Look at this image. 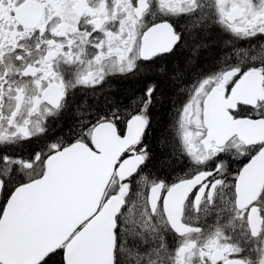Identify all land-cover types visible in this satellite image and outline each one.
<instances>
[{
    "label": "snow or ice",
    "instance_id": "snow-or-ice-1",
    "mask_svg": "<svg viewBox=\"0 0 264 264\" xmlns=\"http://www.w3.org/2000/svg\"><path fill=\"white\" fill-rule=\"evenodd\" d=\"M0 264H264V0H0Z\"/></svg>",
    "mask_w": 264,
    "mask_h": 264
}]
</instances>
